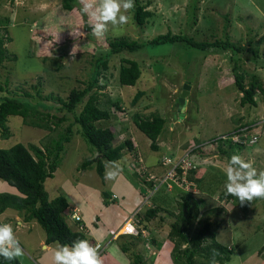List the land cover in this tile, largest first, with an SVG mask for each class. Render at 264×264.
I'll return each instance as SVG.
<instances>
[{
  "label": "rangeland",
  "instance_id": "1",
  "mask_svg": "<svg viewBox=\"0 0 264 264\" xmlns=\"http://www.w3.org/2000/svg\"><path fill=\"white\" fill-rule=\"evenodd\" d=\"M140 1L148 12L143 25H136L132 11H129L126 15L130 19L126 25L115 32L109 25L104 38L97 39L92 35V30L85 29V21L91 26V20L81 13L80 0L74 2L72 10L64 9L62 0H0V19H5L3 23L8 27L6 33L3 24H0V36L12 37L11 41L4 39L5 46L11 55L17 56L16 60H6L0 65V81L4 83L7 80L8 89L16 94L22 95L23 90L35 94L36 88L33 86H37L42 95L51 92L65 99L70 89L85 87L94 71L95 59L108 51L109 38L126 36L141 44L134 51L110 56L106 66L100 65L97 84L104 86L92 90L120 101L127 110H133L136 104L132 106L131 100L138 90H142L144 94L135 106L137 111L149 113L158 109L166 120L167 127L160 136L158 149L150 148V139L136 128L129 115L127 117L119 111H111L112 116L108 121L100 120L97 124L115 129V143L131 138L138 156L143 160V166L145 163L154 165L149 166V174L153 170H160L159 167L155 168L156 161L168 159L171 164L178 155L188 153L190 148L202 144L199 150L186 155L194 162L200 151L205 152L202 156L203 165L200 164L202 167L196 172V176L201 178L200 182H190L187 187L175 185L171 180H160L155 183V187H158L156 192L145 199L151 190L134 174L137 158L132 152L126 151L118 160L123 167L119 177L114 181L105 180V166L103 176L96 171L95 163L85 169L80 167L85 159L95 155V150L73 128L70 140L64 143L61 151L60 164L54 176L45 180L44 187L49 199L58 195L67 199L69 208L65 220L73 229H78V223L70 217L72 209L76 210L82 218L80 223L88 230L96 226L105 230L114 228L137 208L141 214L140 225H143L147 207L161 203L162 196H165L164 206L167 208L153 218L161 227L149 230L155 233L148 236V239L156 237L163 242L162 246L159 245L161 249H157L162 259L157 257L156 247L149 244L152 250L146 248L143 244L145 238L132 241L131 252L142 254V264H172L168 232L174 216L170 215L168 208L176 211L175 206L181 195H200L201 191L205 193H201L206 199L205 208L223 205L218 195L223 191L221 184L224 178L219 175L214 177L213 171L206 173L205 179L202 175L210 164L223 171L228 159H219L216 152L212 153L213 147L207 141L231 136L239 123L252 124V128L243 134L251 138L252 133H258L259 139L252 144L247 143L245 148L234 145L233 150L236 155L252 162L257 170H264V104L259 100L257 106L239 104L241 94L233 81L230 70L232 61L227 55H213L209 49L188 47L178 41L158 44L148 41L169 30L206 42L229 39L245 47L239 65L245 72L247 85L253 73L264 81V0ZM77 31L81 35H73ZM249 39L252 41V51L249 50ZM126 58L137 61L141 68V76L133 86L117 84L120 64ZM185 85L189 87L188 94L178 112L177 100ZM3 94L6 93L0 92V100ZM51 102L60 105L57 100ZM104 106L111 110L110 103ZM80 108L81 105L77 106L74 113ZM56 112L59 115L64 113H52ZM74 113L67 112L68 119L53 130L24 124L19 115H10L7 121L10 135L0 138V148L10 147L17 142L25 145L32 143L43 148L44 144L49 143L50 137H57L61 128L72 122ZM0 192L18 193L16 188L2 179ZM224 206L225 211L211 219L218 222V239L222 242L231 241L232 254L224 264H264V199L241 206L234 197ZM7 213L15 212L9 208ZM11 225L15 229L16 222L13 221ZM196 226L195 222L191 230ZM18 228V232H15L17 238L21 245H25L26 241L32 243L34 258L44 251L38 241L44 239L45 233L36 220L31 219L22 226L18 225ZM126 238H120L117 243ZM117 243L112 241L115 251H111L108 246L101 255L103 264H119L118 261L130 264ZM40 264L53 262L45 257Z\"/></svg>",
  "mask_w": 264,
  "mask_h": 264
},
{
  "label": "trees",
  "instance_id": "2",
  "mask_svg": "<svg viewBox=\"0 0 264 264\" xmlns=\"http://www.w3.org/2000/svg\"><path fill=\"white\" fill-rule=\"evenodd\" d=\"M62 1V7L66 10H72L74 2H76V0ZM131 11L135 24L143 25L148 14L145 5L142 4L140 0H135V8ZM3 22H5V19H0V24H3L2 27L7 33L8 27H6V23ZM85 29L86 31L92 30L91 26L86 21ZM2 36L3 35L0 36V65L6 60H16L17 58L15 54L11 55L4 42V39L11 41L12 37L7 35H5L6 37ZM176 41L183 42L188 47L202 50L209 49L210 53L213 55H227L232 61L230 70L232 72L233 81L241 94L239 104L242 106L245 104L257 106L259 101L262 102L261 104H264V81L261 80L258 74L253 73L250 75V81L247 85L245 81V72L239 65L242 61L241 55L245 51L243 45L232 42L229 39H216L215 41L207 42L195 40L186 34L173 33L170 30L164 34H159L151 38L148 43L158 44ZM248 42V46L250 47L252 41L249 39ZM140 46L141 44L137 40L130 39L126 36L109 38L107 43L108 51L95 59L94 62H96V64L94 71L85 87L70 89L65 99L51 92L47 95H42L37 86H33L34 89L36 88L35 94L27 90H23L22 95L16 94L8 89L7 80L3 81L4 83L0 81V92L6 93L3 94L0 100V138H7L10 135L9 126L7 124L8 116L10 115H19L22 117L24 124L53 130L57 127H61L62 123L68 119L67 112L74 113L76 107L81 105L80 111L76 114L74 113L72 122L62 127L57 137H50L49 143L44 144L43 148L32 143L25 145L20 142L7 148H0V179L6 181L8 185L16 188L18 191L16 194L0 192V213L10 208L18 212L26 221L31 219L36 220L44 230V243L46 245L55 244L56 241H59L61 244L70 245L77 239H87L89 242L92 239L86 231V226L80 223L82 218L80 216L78 219L71 217L72 211L70 212V217L78 223V229H73L67 224L65 220V213L69 208L67 199L63 195H58L53 199H49L48 193L44 187L45 180L48 177L54 176V172L60 164L61 151L64 149V143L70 140L73 134V128H76V132L80 133L86 142L95 150V155L93 154V156L85 159L80 164L82 169L95 163L96 171L100 176H103L105 162L118 161L126 151L132 152L134 157L137 158L135 167L136 173L134 174L137 175L140 182L148 189H152L156 186L155 183L159 182V178L165 175L171 167L170 163H164L165 159L156 161V166H158L160 170H158V172H153V170L151 174L154 177L150 178V167L154 165H147V163H145L146 165L143 166V160L138 156L134 141L128 137L124 138L123 141L119 143H115L117 135L115 129L108 125L101 126L97 124L100 120L108 121L112 116L111 111H119L121 115L127 117L129 115L136 128L150 139V148L152 150L158 149L160 136L165 127H167L165 125L166 120L158 109H154L149 113L137 111L135 106L138 105V101L144 94L142 90H138L131 100L132 106L136 104L133 110H127L122 106L120 101L112 100L106 94L98 93L95 89L92 90L94 87L102 88L104 86L97 84L100 65L106 66V60L114 54H119L124 51H134ZM249 50L252 51L251 47ZM140 76L141 68L137 61L126 58L123 60V63L120 64L117 84L133 86ZM102 96H104L105 99L103 98L102 100ZM51 100H57L60 105L56 106L55 102H51ZM107 103H110L111 110L105 108L104 105ZM54 111H64V113L59 115L57 112L56 114L52 113ZM239 119L241 120V117ZM76 125H78V127H76ZM253 125L257 126V124ZM250 128H252V124L239 123L234 128L233 132L243 134ZM233 132L231 134H233ZM228 136H221L207 141V144L210 145L211 148L213 147L212 153L216 152L219 159L227 158V162H229L232 155L236 154L233 150V148H235L234 145L244 148L247 145L244 142L233 141V135ZM259 137L260 135L257 137L256 141ZM201 146L202 144H197L190 148L188 153L185 152L174 158L175 161L179 158H183V160L185 159L189 164L186 169L185 177L187 181L191 183L193 181L200 182L201 180L200 177L196 176V172L202 167L201 165H203L202 156L205 152L203 153V151H200L194 162L187 156L199 150ZM163 170L164 172H162ZM176 170L179 175L182 174L181 167L177 166ZM204 171V175H202L203 178L209 171L215 172L214 177L215 175H219L224 178L221 184L223 191L218 195V199L223 202V205L205 208L204 204L206 203V199L203 197L205 193L201 191L204 195H201V193L200 195L196 193L181 195L178 199L179 201H177V206H175L176 211L170 209V207L168 208L170 215L174 216L168 232V240L171 243L170 256L172 264H212L213 249L219 253L215 257L217 264H224V261L232 254V248H230L231 241L222 242L218 239V222L215 220L211 221V219L213 218L212 216H218L223 213L225 211L224 204L231 201L234 197L225 195L226 175L220 167L218 168L210 164ZM157 189L158 187L153 194ZM207 196L209 197V195ZM165 199L166 197L162 196L161 203H154L153 206L147 207L144 211V224L142 223L143 225H140L141 220H139L138 234H123L118 236H128L127 238H129L128 240L126 238L125 243L119 242V247L128 257L130 264L143 263L142 254L136 253L135 251L131 252L132 241H137V238H145L146 240L143 244L150 250H152L150 248L151 246L154 248L156 247L157 250L160 248L159 245H163V242L161 243L158 238L151 237L148 239L149 235L145 229H147L149 225L152 226L151 221L159 212L162 210L165 211V208H167L164 206ZM195 222L197 226L194 230H191ZM149 229L152 230V227H149ZM149 244L151 246H149ZM156 255L159 259H162L159 257L161 255L159 251ZM132 256H134V258ZM0 264L21 263L18 258L13 261H7L0 257Z\"/></svg>",
  "mask_w": 264,
  "mask_h": 264
},
{
  "label": "clouds",
  "instance_id": "3",
  "mask_svg": "<svg viewBox=\"0 0 264 264\" xmlns=\"http://www.w3.org/2000/svg\"><path fill=\"white\" fill-rule=\"evenodd\" d=\"M80 4V11L90 18L92 35L97 39L104 38L109 31V25L114 32L126 25L130 19L126 13L135 8V0H80ZM73 35L79 36L81 33L77 31ZM178 108L180 106L176 107L177 110ZM105 168V180L110 181L116 180L123 171L120 161H108ZM223 171L226 175V196L235 197L241 206L251 204L257 199H264V170H257L252 162L234 154ZM137 209L139 217L140 210ZM127 233L124 235L135 234V227L132 224L127 225ZM218 254L213 249L212 264H217L215 257ZM23 255L24 249L13 226L8 223L0 224V257L13 261ZM52 260L53 264H103L98 247L93 246L87 239H77L70 245L56 241Z\"/></svg>",
  "mask_w": 264,
  "mask_h": 264
},
{
  "label": "crops",
  "instance_id": "4",
  "mask_svg": "<svg viewBox=\"0 0 264 264\" xmlns=\"http://www.w3.org/2000/svg\"><path fill=\"white\" fill-rule=\"evenodd\" d=\"M156 163L157 162H155L154 164H156ZM155 168H158V166H156ZM7 212H8V209L5 210L4 212L0 213V219L2 220V224H4V223L12 224L13 221H15L16 222L15 229H14L15 232H18V230H19L18 225H21L22 226V225H24V224H26L28 222V221L24 220L23 217L21 215H19L18 212H16V211H14L15 212L14 214H9ZM140 215L141 214L139 213V218L141 220V216ZM125 219H126V217H125ZM123 221L124 220L120 221L116 227L109 228L107 230H105L104 228L103 229H100V228H98V226H96L95 228L90 229V230H88L87 227H86V231L88 232V234L91 237H93L92 238L93 241L101 242L102 245L104 246V249H103L102 254L107 250L108 246H110L111 251H115L114 249H112V241H116V243H117V241L120 238H122V237H128V236H120V237H117V238H111L110 231L113 230V229H116L117 227H119ZM154 222L155 221L152 220L151 221L152 226L149 225V227L150 228L152 227V229L155 228L156 230L160 229L161 225L159 223H154ZM138 224H139V222H138ZM76 227H78V225ZM149 227H147V229H145V230H146L147 234L149 236H151L155 232L151 234L149 232V230H150ZM99 229H100V231H99ZM92 239L90 240V242H92ZM128 239L129 238H127V240ZM121 242L122 243H125L126 242V239H123V241H121ZM31 244H32L31 242L26 241V244L25 245H21L23 247V249H24V255L22 257H19L18 258V260L20 261L21 264H40V262L42 263V261H43V259L45 257L50 258L52 260V256H53V251H54V248H55V244L45 245L44 239L38 241V244H40L41 249H44V251L42 253L37 254V256L35 258H34V255L32 253L35 249L33 248V246ZM117 244H119V243H117ZM52 262H53V260H52ZM118 262H119V264H121L120 261H118ZM128 262H129V260H128ZM124 264H128V263L126 262Z\"/></svg>",
  "mask_w": 264,
  "mask_h": 264
},
{
  "label": "built area",
  "instance_id": "5",
  "mask_svg": "<svg viewBox=\"0 0 264 264\" xmlns=\"http://www.w3.org/2000/svg\"><path fill=\"white\" fill-rule=\"evenodd\" d=\"M232 140L233 141H238V142H244V143H254L257 139V137L259 136L258 133H252L251 134V138L248 137L247 134H239L237 132H233L232 134ZM185 160V159H184ZM183 160V158H179L178 160L174 161L171 163V167L168 169V171L165 173V175H163L161 178H159V181H167V180H171V182H174L175 184H179V186L185 185V186H189L190 182L187 181L185 175H186V169L188 168L189 164L187 163L185 165V161ZM171 162V161H170ZM164 163H169V160L166 159L164 160ZM179 166L182 168V174L179 175L177 173L176 167ZM153 175H150V178H153ZM156 187L150 189L151 191H149V195L145 196V199H148L149 196L152 195V193L155 191ZM113 197H115V195H113ZM138 209H136L132 214H130L129 216L126 217V219L121 223V225L116 229V230H111L110 234H111V238H115L116 236H118L119 234H128L127 233V225L128 224H132L135 227V234H130V235H136L138 234V222H139V217H138ZM72 218L78 219L79 215L77 214L75 209H72V214H71ZM93 246L98 247L100 255L103 252L104 246L102 245L101 242H90Z\"/></svg>",
  "mask_w": 264,
  "mask_h": 264
},
{
  "label": "water",
  "instance_id": "6",
  "mask_svg": "<svg viewBox=\"0 0 264 264\" xmlns=\"http://www.w3.org/2000/svg\"><path fill=\"white\" fill-rule=\"evenodd\" d=\"M188 86L185 85L183 87V90L182 92L180 93L179 97H178V100H177V107H179L180 105H182L184 102H185V97L187 96L188 94Z\"/></svg>",
  "mask_w": 264,
  "mask_h": 264
}]
</instances>
